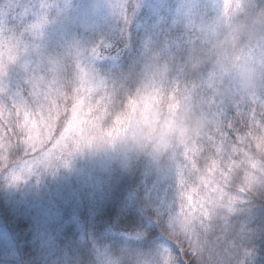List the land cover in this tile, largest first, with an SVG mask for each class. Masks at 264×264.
I'll list each match as a JSON object with an SVG mask.
<instances>
[{
  "label": "rangeland",
  "instance_id": "rangeland-1",
  "mask_svg": "<svg viewBox=\"0 0 264 264\" xmlns=\"http://www.w3.org/2000/svg\"><path fill=\"white\" fill-rule=\"evenodd\" d=\"M197 2L212 10L210 22L222 14V0H0V66L6 68L0 72V264H153L134 251L117 254L115 243L100 238L107 232L95 229L106 219L109 178L138 154H125L119 142L134 129L148 140L156 129L162 137L174 133L178 139L158 182L146 186L143 178L128 195L144 210L167 212L170 226L176 218L187 223L186 216L208 214L221 199L213 197L217 176L230 177L233 169L223 154L236 152L220 127L223 111L238 113L264 146V90L222 100L213 90L211 68L206 86L210 101L218 104L210 106L213 113L222 112L208 111L206 139L202 126L190 141L175 121L155 125L167 109L160 103L158 80L154 93L148 82L134 103L119 107L121 118L109 128L89 121L86 99L106 80L90 63L120 56L137 41L144 52L158 40L157 31L146 29L157 30L170 16L178 21L182 8L191 13ZM146 7L156 17L150 25ZM204 149L211 152L206 165L200 157ZM112 216L114 224L118 218ZM125 234L126 246L144 237L133 230ZM254 234L259 233L235 238V248L247 257L243 264L261 257L259 237L250 242L256 247L246 246ZM235 240L203 264H235Z\"/></svg>",
  "mask_w": 264,
  "mask_h": 264
},
{
  "label": "trees",
  "instance_id": "trees-1",
  "mask_svg": "<svg viewBox=\"0 0 264 264\" xmlns=\"http://www.w3.org/2000/svg\"><path fill=\"white\" fill-rule=\"evenodd\" d=\"M258 3L264 4V0H258ZM195 4L191 13L187 8H182L178 21H173L170 16L163 19L161 26L156 27L157 30L146 29L151 33L157 31L155 35L158 40L147 45L144 52L137 41L130 49L123 50L120 56H107L90 63L91 69L106 75L104 84L93 96L86 99L85 108L91 109L90 122H96L103 128L114 125L122 115L118 108H127L134 103L139 97L138 92L146 91L148 82L154 93V85L158 80L160 103L165 104L163 107L167 109L165 114L159 113L161 118L155 121V125L159 127L162 122L175 121L179 126L186 128L183 138H189L191 141L198 135L199 127L193 125L189 128L181 122L190 114L189 110L193 113L200 112L205 118L201 125L202 139H206L209 132L206 119L212 116L207 113H213L214 108L211 109L210 105L217 106L218 103L210 101L212 94L206 86L205 75L211 67L207 61L204 37L200 30L204 26H213L215 22H210V16H214L211 9L204 7L206 3ZM153 13L146 7V21L149 25L156 21ZM163 38L172 41L166 42ZM164 93L168 99H164ZM99 95L101 99L96 101ZM216 110L213 113L216 116L222 112ZM117 114L119 115L114 119ZM220 120L223 121V126L220 127L226 132L225 136L230 145L236 149V152L227 156L223 154V158L227 160L226 164L232 162L233 169L230 177L217 176L218 186L213 195L216 199L217 196L221 197L217 205L210 208L204 216L199 213L186 216L187 228L183 235L181 232L177 234L173 225H167V212L158 214L151 208L144 210L138 200L132 201L128 197L143 178H146V186L158 182L159 175L170 164L171 149L178 140L176 136L171 145L162 151L138 152L132 157L127 168L118 169L112 179L109 178L110 189H106V193L111 195V199L102 209V216L106 219L103 224L96 223L95 229H104L105 233L107 232L100 238L104 242L115 243L117 254L123 255L124 251L130 254L134 251L135 255H146V262L153 264H203L209 257L216 255L217 250L225 247L228 241L235 238L237 240L240 236L245 237L247 233H259L254 234L251 240L248 239L246 246L256 247L250 242L260 238L258 249L262 253L258 254L261 257L259 262L253 261L250 264H262L264 146L259 142V137L256 143L255 133L238 113L223 111ZM164 128L160 131L161 134ZM160 136L156 129L151 139ZM200 157L201 162L206 165L210 162L211 152L204 149ZM229 198L233 202L231 206L228 205ZM112 215L118 218L114 224ZM130 230L139 231L144 237L126 246L124 235ZM236 240L233 242L235 246L232 247L233 257L237 262L234 263L243 264L247 257L241 247L235 248L238 244Z\"/></svg>",
  "mask_w": 264,
  "mask_h": 264
},
{
  "label": "clouds",
  "instance_id": "clouds-1",
  "mask_svg": "<svg viewBox=\"0 0 264 264\" xmlns=\"http://www.w3.org/2000/svg\"><path fill=\"white\" fill-rule=\"evenodd\" d=\"M221 6L222 14L214 25L200 30L214 76L213 90L222 100L254 96L264 90V4L258 0H232L226 14L225 0ZM189 112L181 123L189 128L203 125L205 118L202 113ZM174 140V133L148 140L134 129L131 135H126L119 142L125 154L145 150L157 153L169 147ZM173 227L178 234L186 230L187 224L176 218Z\"/></svg>",
  "mask_w": 264,
  "mask_h": 264
},
{
  "label": "snow or ice",
  "instance_id": "snow-or-ice-1",
  "mask_svg": "<svg viewBox=\"0 0 264 264\" xmlns=\"http://www.w3.org/2000/svg\"><path fill=\"white\" fill-rule=\"evenodd\" d=\"M228 4H229V0H225V6H224V13L226 14L227 13V9H228ZM212 26H210L211 28ZM6 71V68L4 66H0V72H4ZM213 79H214V76H213ZM213 87V85H212ZM13 99H15V97H13ZM145 108H147V105H145ZM145 123H147V118H145ZM133 126H138V122H134V125ZM223 135V133H222Z\"/></svg>",
  "mask_w": 264,
  "mask_h": 264
}]
</instances>
